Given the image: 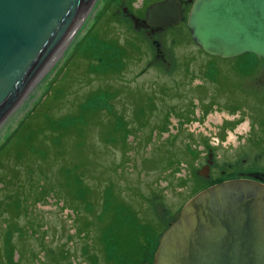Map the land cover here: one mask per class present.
Segmentation results:
<instances>
[{
    "label": "rangeland",
    "instance_id": "1",
    "mask_svg": "<svg viewBox=\"0 0 264 264\" xmlns=\"http://www.w3.org/2000/svg\"><path fill=\"white\" fill-rule=\"evenodd\" d=\"M153 1L98 0L57 69L0 129V264H151L152 230L192 194L264 172V62L199 51L185 29L192 0L177 26L149 32L139 20ZM115 118L131 132L124 141ZM23 120L33 131L13 135ZM44 120V133L72 123L77 136L55 139V151L42 142ZM130 238L147 246L134 254Z\"/></svg>",
    "mask_w": 264,
    "mask_h": 264
},
{
    "label": "water",
    "instance_id": "2",
    "mask_svg": "<svg viewBox=\"0 0 264 264\" xmlns=\"http://www.w3.org/2000/svg\"><path fill=\"white\" fill-rule=\"evenodd\" d=\"M97 1L0 0V125ZM182 14L180 0H159L146 6L141 23L162 30ZM185 26L207 56L264 61V0H192ZM198 174L206 176L207 165ZM151 264H264V184L234 178L195 193L160 234Z\"/></svg>",
    "mask_w": 264,
    "mask_h": 264
},
{
    "label": "trees",
    "instance_id": "3",
    "mask_svg": "<svg viewBox=\"0 0 264 264\" xmlns=\"http://www.w3.org/2000/svg\"><path fill=\"white\" fill-rule=\"evenodd\" d=\"M156 1H159V0H156ZM186 29V28H185ZM77 43V42H76ZM75 43V44H76ZM113 47V49H115L116 50V52L117 53H122V52H124V51H121V50H119V49H117V47L116 46H111V48ZM73 48V47H72ZM198 49V48H197ZM114 50V51H115ZM199 50V49H198ZM200 51V50H199ZM125 53V52H124ZM204 54V53H203ZM124 55V54H123ZM205 55V54H204ZM243 55H245V54H243ZM251 55V54H250ZM205 56H207V55H205ZM253 56V55H252ZM209 58H212V57H210V56H208ZM254 58H258V57H255L254 56ZM118 59V61H120L121 62V58L119 59V58H117ZM220 59V58H219ZM258 60H261L262 62H264L262 59H260V58H258ZM123 63V62H122ZM44 80H42L41 82H43ZM41 82H40V84H41ZM236 110V108H233V109H229L228 111H235ZM99 111V110H98ZM166 113H168L169 114V112H166ZM109 114V113H108ZM116 120H115V123H114V127H113V129H115V130H117V131H121V130H123V132H124V135H122L123 136V141L130 135V133L131 132H129L127 129H126V127H125V125H124V123H123V120H120L119 118H115ZM122 119V118H121ZM163 122H164V120H163ZM169 122H170V120H169ZM164 124V125H163ZM182 121L179 123V127L181 128L182 127ZM44 128L41 126V127H39L40 128V134H42V137H41V139L43 140L42 142H44V139H46L47 140V142H48V144H50V146L55 150V151H57V146H58V142H56L55 141V139H57V140H61V137L63 138L64 136H72V135H76L77 136V131L75 130V128L74 127H76L77 128V126L75 125V124H72V123H68V124H65V125H58V126H60V127H62V129L58 132V134L57 135H52L51 133H44V130H47V126H48V120H44ZM28 128V132H30V131H33V128L32 127H29V125H28V122H27V120H23V121H21L20 123H19V125H18V128L12 133L13 135H15L16 133H18V132H20L21 131V129L22 128ZM161 127H162V129H164L165 127H167V123H166V121L164 122V123H162L161 124ZM78 129V128H77ZM136 130H138V129H136ZM136 130H135V132H136ZM76 131V132H75ZM117 131H115V133H117ZM139 131H140V129H139ZM167 132V131H166ZM40 139V140H41ZM7 140H9V138L7 139ZM52 140H53V142H52ZM117 140V139H116ZM116 140H114V141H116ZM42 142H40V143H42ZM125 144H127V143H125ZM206 145V144H205ZM4 147V146H3ZM3 147H1L0 148V153H1V149L3 148ZM34 147L35 148H37V149H39L40 148V146L37 144V145H34ZM123 148H125V146L123 145ZM208 151V150H207ZM58 154H60V153H58ZM57 154V156L58 157H60L61 155H58ZM207 154V153H206ZM209 154H207V156H208ZM19 157L21 158L22 156L20 155V153H19ZM76 176V175H75ZM66 181H65V183L67 184L66 186L68 187H70V185H69V183H68V179H65ZM76 182H77V186L78 187H82V188H85V185L83 184V182H82V178H81V176L80 175H78V176H76ZM219 182H221L220 180H217V183H219ZM214 184V183H213ZM210 185V183L207 185V186H209ZM212 185V184H211ZM46 186L49 188L48 189V191H47V193H50L51 191H55V187L52 185V184H46ZM206 186V187H207ZM206 187H203L202 189H204V188H206ZM201 189V190H202ZM200 191V190H199ZM46 193V194H47ZM197 193V192H196ZM51 195H54V193H52ZM194 194H192V196H193ZM178 212H179V210L177 211V215H178ZM172 220H174V218L172 219ZM171 223V222H170ZM170 223H167L166 225H164L163 227H161L158 231H156V230H152V232H151V239H150V241H149V245H150V254H151V258H152V256H153V252H154V249H155V246H156V244H157V241H158V238H159V236H160V234L166 229V227L170 224ZM143 236H145V235H143ZM138 238V237H137ZM137 238H130L129 239V245H131V246H133V251H135L134 252V254L137 252V248H136V246H141L140 247V249L139 250H144L143 248L145 247V246H147L145 243H144V241H139V240H136ZM16 255L18 256V254L16 253ZM151 258H150V260H151ZM149 260V261H150ZM17 262H18V259L15 261H12L11 260V264H17Z\"/></svg>",
    "mask_w": 264,
    "mask_h": 264
},
{
    "label": "bare ground",
    "instance_id": "4",
    "mask_svg": "<svg viewBox=\"0 0 264 264\" xmlns=\"http://www.w3.org/2000/svg\"><path fill=\"white\" fill-rule=\"evenodd\" d=\"M95 6H96V4H95ZM95 6H94V7H95ZM94 7H93V9H94ZM93 9H92V11H93ZM85 12H86V11H85ZM87 12H88V11H87ZM87 12H86V14H85L83 20H84L85 17L87 16ZM83 20L80 22V24L78 25V27H77V29H76L74 35H73V36L69 39V41L65 44V46L63 47V49L61 50V52L58 54V56L56 57V59L53 61V63L51 64V66L48 68V70L46 71V73L44 74V76L41 78V80L39 81V83L37 84V86L34 88V90L30 93V95L26 98V100H24L21 104H19V105L15 108L14 112H13L10 116H8V117L6 118V120L0 125V129L2 128V126L4 125V123H5L6 121H8L9 119H13L16 115H18L19 113H21V111L26 107V105H27L28 101L31 99V97L36 93V91H37V89H38V87H39V85H40V82H41L42 80H46V78H47L48 76L50 77V75H51V74L57 69V67L59 66L60 62H61L62 59H63V56L66 54V51H67V48H68L69 44L71 43V41L73 40V38L75 37V35H76L77 32L79 31V28L81 27L82 23L84 22ZM7 123H9V122H7ZM2 129H3V128H2Z\"/></svg>",
    "mask_w": 264,
    "mask_h": 264
},
{
    "label": "flooded vegetation",
    "instance_id": "5",
    "mask_svg": "<svg viewBox=\"0 0 264 264\" xmlns=\"http://www.w3.org/2000/svg\"><path fill=\"white\" fill-rule=\"evenodd\" d=\"M189 1V0H188ZM155 2V1H153ZM152 3V2H151ZM180 4H181V9L184 2L183 0H180ZM183 13V12H182ZM183 15V14H182ZM139 22L141 23V20H139ZM142 24V23H141ZM145 27V26H144ZM169 28V27H168ZM155 30V29H154ZM153 30V31H154ZM149 32H151V30H149ZM208 157V156H207ZM264 171V170H263ZM223 173V171H222ZM234 178H245V179H250V180H255L258 181L262 184H264V172H261L259 169H253V171H244V172H239L235 177L231 178L229 177V179H234ZM226 180H228V178H226Z\"/></svg>",
    "mask_w": 264,
    "mask_h": 264
},
{
    "label": "built area",
    "instance_id": "6",
    "mask_svg": "<svg viewBox=\"0 0 264 264\" xmlns=\"http://www.w3.org/2000/svg\"><path fill=\"white\" fill-rule=\"evenodd\" d=\"M197 118H198V117H197ZM170 123H171V120H170ZM194 123H195V122H194ZM195 124H196V123H195ZM187 125H191V123H188ZM187 125H186V126H187ZM172 126H174V123L172 124ZM226 132H227V130H225L224 133L226 134ZM235 138H236V137H235ZM220 141L222 142V140H220Z\"/></svg>",
    "mask_w": 264,
    "mask_h": 264
}]
</instances>
